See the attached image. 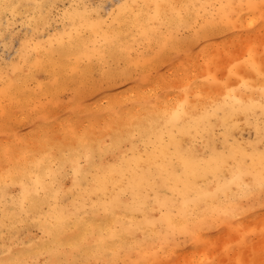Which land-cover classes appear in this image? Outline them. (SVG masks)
<instances>
[{
    "label": "rangeland",
    "instance_id": "obj_1",
    "mask_svg": "<svg viewBox=\"0 0 264 264\" xmlns=\"http://www.w3.org/2000/svg\"><path fill=\"white\" fill-rule=\"evenodd\" d=\"M178 1L173 0L175 3ZM29 2L31 3L32 0ZM103 2V0H53L46 8H39L36 12L27 11L22 7L17 10L19 14H13L8 18L4 17L3 25L7 27L0 34V196L3 194L2 190L16 193L20 189V184H16L12 176L16 177L17 181H24L25 177L20 173L24 172L26 168H33L32 165L38 164L43 156L46 158L47 155L57 153L54 155L57 157L70 147L77 148L79 137L82 135L91 141V147L97 150L98 156L99 145L108 147L111 154L107 155V161L113 158L112 155L123 156V154L129 156L133 154L132 158L139 159L142 155L138 156L134 153L138 152V147L140 149L146 147L143 142L146 133L144 129L150 126L151 118L149 119V116H154V119L160 122L164 116L167 117L177 112L186 119L190 110L202 104L207 107L205 112L215 115L217 110L210 108V101L216 98L222 100L230 93L237 96H254L253 99L257 100L258 98L259 100L260 95H256V91L254 94V92H248L246 88H241L246 80L251 81L252 89L261 87V82H259L261 78L256 76L244 63L250 48L255 52L257 64L261 61L259 58L261 54H264V17L257 9L249 10L239 7L234 10L229 9L227 18H225L224 10L223 18L227 21L231 20L228 29L217 28L218 30L214 29L213 33L201 32L195 38H193L194 31L191 28L178 29L175 35L165 38L164 54L159 61L150 60L152 59L151 52L145 53L147 57L141 61L149 60L146 66L138 62L135 66L128 68L125 58L115 56L107 59L106 70H103L99 66V56L87 55L79 59L78 63L82 69L76 73H67L66 70L60 69L57 74L51 71L47 65L40 66L38 64L39 49L56 46L57 43L62 44L77 34V32L62 34L67 23L64 17L67 11L81 10L93 20L98 18L101 22L100 30L106 29L110 24L117 27V22L108 19V15L119 1ZM249 2L258 4L260 0H225V5H241ZM211 4V0H202L196 5H204L207 7L203 9H211ZM53 5L54 7H51ZM196 9L195 13H197ZM29 14L36 19L29 21ZM41 16H43V21L40 19ZM252 16L257 17V19L254 17L255 23L246 26L253 18ZM83 22L87 25L81 23L78 29L79 32L81 28L79 36L93 34L94 31H91L93 30L91 27L94 25L89 26L85 20ZM40 24L41 26L38 27L37 25ZM35 28H38V31H34ZM247 33L249 36H246ZM251 37L253 39H250ZM55 38H57L56 44L50 42ZM244 39L246 40L244 41ZM247 39L251 42H248ZM245 44L246 47H249L248 49ZM96 46H101V43L99 42ZM143 51V47H140L139 52ZM143 54L141 53L140 56ZM218 63L223 64V67L226 66L224 64H227V67L220 69ZM112 64L114 65L112 66ZM86 70H89L88 73ZM223 71L226 74H222ZM243 72H246L245 76ZM219 73H221L220 76ZM240 73L242 74L240 75ZM190 81H195L196 87L191 92H186L185 88ZM254 83L256 87H254ZM86 86L87 88H85ZM230 89H236V91L230 92ZM14 91L17 93L13 94ZM210 95L212 96L210 97ZM5 105L13 113L9 118L11 126L8 129L10 132L8 137L4 136ZM259 116V110L255 112V115H252L251 119L237 115L231 117L226 125L218 115L212 119L213 136H210L211 139H199L194 145L202 146L203 143H207L217 146L215 149L220 150L221 145L227 141L226 139L231 138L234 142L238 141L241 144L239 146L246 148L247 151L253 148L259 150L262 147L258 143L256 133ZM210 119L208 118V120ZM49 129L54 130L56 135L47 137L45 134L49 132ZM73 129H75V134L72 132ZM150 139L154 141L155 137L152 136ZM116 140L121 143L119 148L122 150L119 153L115 150ZM6 143L10 146L8 152L5 151ZM187 144L183 142L182 147L194 148ZM81 164H84L83 160H81ZM138 165L143 167L140 160ZM63 174L62 172L60 176ZM36 177L32 173L31 186L34 191L38 187L34 182ZM66 178L68 180L62 181L64 190L60 192V201L64 200L65 203H69L72 194L83 195L78 190L83 187L84 180L77 178L79 183L73 188L74 175L66 171ZM48 179L50 180V177ZM26 182L30 181L27 179ZM141 182L144 181L139 183ZM232 190L237 189L233 187ZM150 191L151 189H147L144 195L153 197V192ZM46 193L40 192L39 196L45 198ZM37 197L36 195L33 200ZM220 197L221 194L218 196V200ZM235 197L238 196L235 194ZM22 199H26V197H21L19 200L22 201ZM9 200L12 199L7 197L6 201ZM252 206L253 204L248 207L244 205L241 213L238 212L235 216L232 214L225 221L222 219L214 221L208 224L209 227L204 226L203 228L206 227V230H197L195 237L177 235L172 237L168 244L165 242L162 245L154 244L152 245L153 250L147 253L146 259L149 264H207L208 261L229 256L236 260L241 257V251L226 253L225 248L228 245H235L238 240L243 239L242 258L245 261H259V264H264L261 263L263 261H260L264 257V224L262 223L263 228L260 229L258 227H262L259 226L262 221H256L259 224L256 225L250 219L252 217L256 220L261 217V214L264 216V210L259 204L254 212L249 213ZM76 208L83 210V208L90 207L78 206ZM90 209L93 214L96 213L97 208ZM197 212L202 213V210ZM28 214L32 215L29 211ZM246 214L247 216H244ZM244 223L248 226L255 224L254 227L256 226L257 230L248 229ZM38 227L40 226L34 223L30 216L5 222L0 227V257L24 249L30 244L31 238L40 239L42 234ZM148 237V241L153 240L150 233H148ZM162 246L166 248V251H158ZM237 247L239 249L241 246ZM156 254L158 255L152 257ZM256 255H259V260L255 259ZM254 264H258V262Z\"/></svg>",
    "mask_w": 264,
    "mask_h": 264
},
{
    "label": "bare ground",
    "instance_id": "obj_2",
    "mask_svg": "<svg viewBox=\"0 0 264 264\" xmlns=\"http://www.w3.org/2000/svg\"><path fill=\"white\" fill-rule=\"evenodd\" d=\"M103 1H106L107 3L115 2V0ZM118 1L119 3L125 2V0ZM201 1L202 0H179L176 3L196 5L197 2ZM52 2L53 0H32L31 3L29 0H0V4H20L27 11L31 10L32 12H36L38 9L35 7H28V5H42L46 8ZM139 2L153 3L154 0H139ZM211 2L212 4L210 7L212 10L210 8L202 10L196 9L199 15H195L192 24L186 26L194 31L193 38L199 36L197 34H200L201 32L210 33L214 29L218 30L217 28H221L222 30L229 28L231 20L227 21L223 18L224 10L220 8V5H225V0H211ZM194 13L195 9H193V14ZM11 15H13L11 9L5 11L0 7V34L3 33L7 27L3 25L4 17L8 18V16ZM122 15L123 14L119 10H117L116 13H113L111 10L108 19L116 21L117 27L110 24L106 29L100 30L101 22H99L98 18L93 20L81 10L76 12L67 11L64 16L67 23L62 34L71 32H77V34L62 44L57 43V38L51 39L50 42L57 43V45L39 49L37 55L38 64L40 66L47 65L51 71L59 74L58 72L60 69L66 70L67 73L79 72V69L82 68L78 61L85 55L91 57L99 56V66L102 67L103 70H106L107 59L115 56L125 58V64L128 68L130 66H135L138 62L146 66L149 60L144 62L141 61V59L147 57L145 53L151 52L152 59L150 60L159 61L164 54L165 38L175 35V32L168 28L159 32L153 31L147 24L146 17H142L137 24L123 22ZM252 17L254 18L256 16ZM253 18H250L251 20H249L246 26L255 23V18L254 20ZM83 20L87 21L89 26L94 25L91 27L93 28L91 31H94L93 34L79 36L81 28L79 32L78 29L81 23L86 24ZM244 20L243 22H245ZM96 23L97 25H95ZM141 25L143 27H141ZM37 26L39 27L41 24ZM34 31H38V28H35ZM248 34L249 33H247L246 36H249ZM241 35L243 34L241 33ZM250 39L253 38L251 37ZM245 40L246 39H244V41ZM99 42L101 43V46L97 47L96 44ZM248 42H251V40ZM140 47H143V52H139ZM93 48L94 50H92ZM246 48L248 49L249 47ZM259 52L260 51H258V53ZM141 53L144 54L140 56ZM260 62L261 61L258 63ZM113 65L114 64H112V66ZM222 65H220V69L227 67V64H224L226 65L224 67ZM108 72L110 74V71ZM112 72L113 71H111V73ZM245 73L243 72V75ZM222 74L226 73L223 71ZM241 74L242 73H240V75ZM220 75L221 73H219V76ZM113 76L115 78V75ZM259 82H261L260 86L264 83V81L261 80ZM254 87H256V84ZM85 88H87V86ZM7 93L9 94V91H7ZM16 93V91L13 92V94ZM258 94L260 95V93L256 91V95ZM230 95L237 96L236 94L230 93L222 100L216 98L210 101V108L217 110L215 115H210L209 112H205L207 107L205 104H202L190 110L188 118L186 119L177 112L172 113L167 117L164 116L160 122L154 119V116H149V119L151 118L150 126H147L144 129L146 133L144 134L145 140L143 142L146 147L143 149L138 147V152L135 151L134 153V155H142L139 159L132 158L133 154L131 156L123 154V156L112 155L113 158L110 161H107V155L111 154L108 147H105L102 144L99 145L98 156L97 150L94 147H91L92 144L89 139H87L86 144H82L79 140L77 148L70 147L62 154L57 155V157L54 156L57 153L47 155L46 158H43L45 157L43 156L38 164L32 165L33 168H26L24 172L20 173L21 176L25 177L24 181H17L16 177L12 176L14 182L20 184V189H18L16 193L13 191L10 192L9 190H2L3 194L0 196V227L8 220L30 216L31 220L40 226L38 227V230L41 232L42 237L38 240L31 238L30 244L27 247L17 252H12V254H8L5 257H0V262L13 259L15 255L20 252H24L28 259L32 261V264H47V262L52 260L68 259V254L71 252V249L68 246L73 240L80 238L84 234L88 225H95V236L97 238L102 235H108L107 228L110 224L116 222V217L112 215V212L119 207L121 203L134 205L139 201L146 199L147 210L151 212L153 217H159L160 212L158 209L160 207V202L172 197H176L177 201L182 202L183 196H181V191L186 193L189 198L201 201V203L194 205L198 211L202 210V213L197 212L198 216L193 218L197 222V230H206V227H203L208 226V224L213 223L214 221H219L221 219L225 221L232 214L235 216L236 213H241L244 209V205L248 207L253 204L249 213L254 212L257 209V205L261 204L258 190L254 197L245 198L243 200H240L238 197L234 198L237 190H232L234 186L229 185L228 182L231 180L232 176L231 165L235 163V160L229 159L228 164L221 167V163L226 157H242L243 154L239 150H246V148H241L239 146L241 144L236 140L234 142L231 138L226 139L227 141L221 145L220 150L215 149L217 146L207 143H203L202 146L194 145L199 139H211L210 136H213V128L211 127L213 118L220 115L222 122L227 125L228 120H230L231 117H234L232 110L229 107L230 101L226 100ZM211 96L212 95H210V97ZM241 96L238 95L237 97ZM114 102L116 101L114 100ZM208 118L211 119L208 120ZM74 124L72 125L75 126ZM138 125L141 126L140 124ZM228 132H230V130H228ZM152 136L155 137L154 141H151L150 139ZM124 138L126 139L127 137ZM183 142L188 143L187 146L190 144L194 148H183ZM115 143V150L119 153L122 150V148H119L121 143L118 140H116ZM255 150L258 153L259 150L256 148ZM81 160L84 161V164H81ZM139 160L142 162L143 167L138 165ZM81 165H83V167H81ZM256 170H259L258 164ZM66 171H69L74 175V183H72V186H74L73 188L79 183L77 182V178L84 180L83 187L78 190V192L83 195L81 196L77 193L75 196V194H72L69 203H65L64 200L60 201V192L61 190H64L62 181L68 180V178L65 179ZM62 172L64 174L60 176ZM32 173L37 176V179L34 182L38 187L35 191L32 189L33 186H31ZM88 174H91L92 176H89ZM48 177H50V180ZM27 179L30 182H26ZM140 181L144 182L139 183ZM226 187H229L231 190L227 195H224L223 193ZM147 189H151L153 197L144 195ZM217 189L220 191L217 192ZM40 192H47L45 198L39 196ZM209 192L216 193V195L205 197V193ZM220 194L221 197L218 200ZM36 195L38 197L33 200ZM7 197L12 200L6 201ZM21 197H26V199L20 201L19 199ZM204 199L207 200L206 203L203 202ZM237 204H239V207H237ZM78 206L97 208L95 210L96 213L93 214V211H91L90 208H83V210H80L79 208L75 209V207ZM176 207L179 209L181 203H177ZM153 208H156L157 211H152ZM28 211L32 215H29ZM258 213L260 214L262 212ZM247 214L244 216H247ZM117 215H119V213ZM140 219L141 216L137 213L135 214V221H133L132 218H128L121 219L120 223L129 226L132 231H135ZM250 219L252 222L254 221L256 225H259L256 221H262L259 226H262V223L264 224V216H262V214L261 217L256 220L252 217ZM245 225L248 229L257 230V227L255 226V228L253 224V227L252 225ZM263 226L258 228L262 229ZM149 233L153 240H147L143 249L145 253H149L153 250L152 245H162L163 242L168 244L172 238L167 236L166 228L162 230L159 226L155 229H150ZM157 255L158 254L152 255V257ZM258 256L256 255V260H259ZM263 258L264 257L260 260L263 261L261 263H264ZM255 262H258V264L260 263L259 261Z\"/></svg>",
    "mask_w": 264,
    "mask_h": 264
},
{
    "label": "snow or ice",
    "instance_id": "obj_3",
    "mask_svg": "<svg viewBox=\"0 0 264 264\" xmlns=\"http://www.w3.org/2000/svg\"><path fill=\"white\" fill-rule=\"evenodd\" d=\"M5 11L12 10L14 15L19 14L18 9L22 8L20 4H0ZM28 7H35L37 9L42 8V5H28ZM51 7H54L51 6ZM204 5H192V4H177L173 0H154L153 3H141L139 0H125V2L117 3L112 9L113 13L119 10L122 15L123 22H132L134 24L139 23L142 17L147 18V24L153 31H161L165 28L171 29L173 32H177L178 29H182L193 22V9H203ZM246 8L249 10L257 9L262 13L264 17V0L253 3L241 5H220V8L225 10V18H227V10L235 8ZM196 16L199 13H195ZM36 19L29 14V21ZM43 21V16H41ZM27 22V21H26ZM141 27H143L141 25ZM244 63L248 65L252 72L256 76L260 77L264 81V54H261V62L256 63L255 52L253 49H249L245 56ZM243 79V78H241ZM251 81H244L241 88H246L248 92L259 91V100L253 99L250 96H229L226 100L230 101L229 107L232 110V114L243 115L248 119H251L252 115L259 110L260 116L257 118L256 133L258 143L262 146L258 153L253 148L251 151L240 149L241 156L226 157L221 167L228 164L229 159H234L235 163L231 165L232 176L228 182L229 185L234 186L237 189L236 195L240 200L245 198L254 197L259 194L262 210H264V83L261 84L259 89H252L250 87ZM196 87L195 81H190L185 88L186 92H191ZM236 89H230V92H235ZM199 95V93H197ZM5 120H4V136L8 137L10 132L8 129L11 126L10 117L13 114L12 110L5 105ZM75 134V129L72 130ZM47 137L55 136L54 130L49 129V132L45 134ZM82 144L87 143V137L82 135L79 137ZM9 145L5 144V151H9ZM258 164V171L256 170ZM83 167V165H81ZM231 189L226 187L224 189V195H227ZM220 190L217 189V192ZM216 193H205V197L215 196ZM183 196L182 202L177 201L176 197L166 199L160 202L158 211L159 217H153L151 212L147 210V200H141L134 205L127 203H121L117 207L112 215L116 217V222L110 224L107 228L108 235L97 238L95 236V225H88L84 234L73 240L68 246L71 252L68 254V259L52 260L47 264H149L146 259L147 253L143 251L144 246L148 240V233L150 229H155L159 226L162 230L166 228V234L168 237H174L177 235H192L196 236L197 222L193 219L197 215V208L194 205L201 203L200 200L189 198L186 193L181 191ZM207 202L206 199L203 200ZM181 203V207L177 209L176 204ZM239 207V204H237ZM152 211H157L153 208ZM119 213V215H117ZM139 213L141 219L136 227L135 231L127 225L121 224V219L132 218L135 221V214ZM244 240L240 239L235 245H228L225 248V252L241 251V257L233 260L231 257L222 258L219 260L208 261L207 264H254L253 261H245L242 258V246ZM237 246H241L239 249ZM59 251V250H58ZM158 251H166L163 246ZM223 255V254H221ZM0 264H32V261L28 259L24 252H20L15 255L13 259L0 262Z\"/></svg>",
    "mask_w": 264,
    "mask_h": 264
}]
</instances>
